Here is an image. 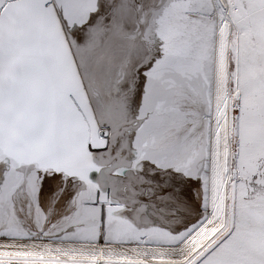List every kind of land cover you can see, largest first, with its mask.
<instances>
[{
  "label": "snow or ice",
  "instance_id": "6c2138e0",
  "mask_svg": "<svg viewBox=\"0 0 264 264\" xmlns=\"http://www.w3.org/2000/svg\"><path fill=\"white\" fill-rule=\"evenodd\" d=\"M0 264H264V0H0Z\"/></svg>",
  "mask_w": 264,
  "mask_h": 264
}]
</instances>
